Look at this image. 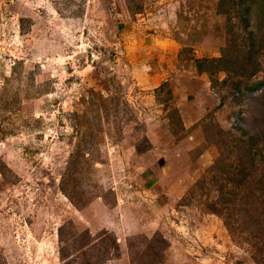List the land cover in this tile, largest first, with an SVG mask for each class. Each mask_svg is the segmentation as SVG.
I'll list each match as a JSON object with an SVG mask.
<instances>
[{"label":"rangeland","instance_id":"obj_1","mask_svg":"<svg viewBox=\"0 0 264 264\" xmlns=\"http://www.w3.org/2000/svg\"><path fill=\"white\" fill-rule=\"evenodd\" d=\"M263 79L250 0H0V264H264V196L210 209Z\"/></svg>","mask_w":264,"mask_h":264},{"label":"trees","instance_id":"obj_2","mask_svg":"<svg viewBox=\"0 0 264 264\" xmlns=\"http://www.w3.org/2000/svg\"><path fill=\"white\" fill-rule=\"evenodd\" d=\"M250 1L251 7H253L255 13L259 15L264 21V0ZM244 21L247 25L249 24L248 17H245ZM259 85H264V79L259 83L253 84L252 89L256 88ZM240 133L241 135L235 137V141L233 142L234 145H232L237 147V149H230L231 153H237L236 158L238 163H236L235 165H230L233 170L223 169L226 170L225 173H229V182L232 186L227 193H223L220 196L225 199V202H223V204H226L225 206L223 205L221 207L213 205L210 208L213 211L217 210V208H222L228 218H234L235 220L237 219V215H239L240 212L238 204L243 201V198L247 194V189H249V191H251L254 196H257L259 198L264 196V175L261 172L262 170H264V139L259 134V132H252L249 130V128H241ZM217 164L220 166L219 161L217 162ZM215 166H213L216 169L215 171L221 169V167L218 166V168H216ZM257 190L261 193L257 194ZM104 235H107V233L101 234L100 237ZM261 240L264 245V239L261 238ZM112 243L114 244L113 250L118 251L119 247L117 245V239H114ZM129 246L132 248L134 264H143L147 258L149 262H157L161 258V251L155 249V247L152 245L147 246V250L149 249L150 252L144 251L142 253H138L137 251L133 250V247L135 245L132 241H129ZM110 247L111 245L99 248L98 251L101 252L97 255V258L99 260H103L104 256L108 257L111 249Z\"/></svg>","mask_w":264,"mask_h":264}]
</instances>
